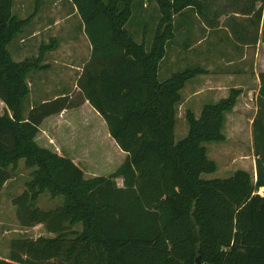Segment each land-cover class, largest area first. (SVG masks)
I'll return each mask as SVG.
<instances>
[{"label":"trees","instance_id":"trees-1","mask_svg":"<svg viewBox=\"0 0 264 264\" xmlns=\"http://www.w3.org/2000/svg\"><path fill=\"white\" fill-rule=\"evenodd\" d=\"M70 2L91 46L77 91L24 113L28 75L39 69L48 48L38 58L13 61L8 46L27 20L13 14V0H0V102L10 112L0 116V192L23 160L32 180L12 201L18 224L42 225L55 235L12 240L0 264H196L197 258L200 264H264V192L258 193L264 191V72L251 124L256 180L243 170L226 179L201 178L217 169L206 144L224 141L225 116L241 92L204 105L198 118L188 111L187 135L175 142L180 92L205 72L195 66L162 81L158 77L177 14L190 9L208 28L226 17L223 24L240 43L255 42L258 34L251 40L242 27L259 31L262 22L264 43V0H156L160 16L149 47L125 28L141 0ZM86 102L126 154L108 176L86 178L72 159L36 141L45 119ZM44 193L61 198V204L35 207Z\"/></svg>","mask_w":264,"mask_h":264},{"label":"rangeland","instance_id":"rangeland-1","mask_svg":"<svg viewBox=\"0 0 264 264\" xmlns=\"http://www.w3.org/2000/svg\"><path fill=\"white\" fill-rule=\"evenodd\" d=\"M138 1L140 0H133L134 3ZM141 1L142 8L137 9L132 7V16L125 28L137 43L144 42L146 46L149 47L155 34L156 21L160 14H158V11L155 9L156 0ZM27 2L30 5L28 11L32 13V11L36 10V7L40 5V2L42 4L45 2L51 4L53 0H28ZM29 13L25 16L26 18L29 16ZM70 16L61 25V28H64L69 35L70 48L66 44H62L67 42V34L64 31L60 32V46L58 51L52 56L54 60H50L51 64L54 61L60 62L59 65L52 64V66L55 67L52 78L60 81L63 80V78L67 79L58 87L46 83L50 86L48 90H46L44 82L40 81V88L37 90L36 95L31 93L25 99L23 104L24 113H26L31 106L40 104L43 98L52 99L55 97V95H52L53 91H61L62 89L64 90L72 86V78L74 77L76 81L79 75V71H76V69L82 68L89 59L91 48L84 32V25L79 18L80 16ZM198 36L199 35L193 33V43H195L196 37ZM18 38L19 36L8 46L11 58L15 62H19V51L16 47ZM36 49L37 48H34V54L36 53ZM69 50L72 52V56L68 57L67 52ZM30 59H33V56ZM67 59L71 63L72 69H66L67 65L64 63L68 64ZM193 67H195V64H188L182 68V70L192 69ZM182 70H177L175 72ZM170 76L171 74H164L163 70H161L159 80H165ZM253 86L254 85H250L249 87L254 90ZM195 89V87L188 86L186 90L180 92L183 98H181V101L176 106L175 142L182 140L187 135V112L192 111L198 118L204 104L214 103L208 100L209 96L205 97L204 95H198L193 97L191 92ZM44 91L48 93H42ZM73 94L74 93H72V95ZM243 97L244 102H241L237 109L230 111L225 116L223 128L224 141L206 144L207 156L216 163L217 169L213 173L203 174L201 178L204 180L226 179L231 177L238 170L248 172L255 180V156L252 144L251 124L256 112V95L251 92L250 95L246 94ZM6 110L10 115L9 110L0 102V116H2ZM96 116V113H94L90 107L86 109L82 106L80 109L66 115L67 122L63 128L58 129L56 132L51 131L49 133V135H52V140L54 142L51 141L50 143L47 140V142L44 143V140L40 137L38 139V144L43 147L46 145L53 151L70 157L82 167L86 178L93 176H108L124 162L126 154L120 151L115 143H112L110 138L108 139L105 137L103 125L96 120ZM31 172L32 170L25 166L23 160L19 161L17 166L11 170V178L6 182L0 192V257L6 258L8 256L12 240L19 238L35 240L39 237H55V235L47 233L42 225L22 228L18 224L16 207L13 205L12 201L13 198L20 195L25 190L26 184L32 180ZM116 182L119 187L122 186V181L120 179H117ZM263 192V190H259L258 193L262 195ZM61 202V198H53L48 193H44L38 197L34 206L43 210H49L57 207Z\"/></svg>","mask_w":264,"mask_h":264},{"label":"crops","instance_id":"crops-1","mask_svg":"<svg viewBox=\"0 0 264 264\" xmlns=\"http://www.w3.org/2000/svg\"><path fill=\"white\" fill-rule=\"evenodd\" d=\"M27 1L13 0V14L19 19L27 20L16 43L17 50L19 51L18 61L32 60L30 59L32 56L33 59L38 58L41 48H48L40 58L39 69L32 71L28 75L27 82L30 94L34 93L36 95L37 90L40 88V81L44 82L46 90L50 87L46 83L58 87L66 81L67 78H63L61 81L52 78L55 68L52 64L59 65L60 62L54 61L51 64L50 60H54L52 56L58 51L60 46V32L64 31L67 34L65 29L61 28V25L70 15H78V13L70 0H53L51 4L48 2L42 4L40 2L39 6H35L36 10L29 13L30 5ZM27 13H29V16L26 18ZM210 18L212 20L217 19L213 10L210 12ZM225 18H219L217 26L208 28L199 21L198 16L194 12H191L190 9L177 14L173 20L174 37L167 47L164 58L159 63L158 77L161 75V70H163L164 74L170 75L177 70H182L188 64H195V66L203 69L205 73L196 75L187 81L181 91L186 90L188 86L195 87L196 89L191 92L193 97L198 95L209 96V101L217 103L219 100L228 97L232 90H239L241 93L233 108L234 111L241 102H244V95H250L251 92L255 93V95L258 93L260 86L259 74L264 72V43L260 39L262 22L259 26V31L258 28L252 26L242 27L244 34L251 40L254 38L256 31L258 34L255 42L240 43L232 38L229 29L223 24ZM193 33L199 35L196 37L195 43H193L192 39ZM66 37L67 42L61 43L69 47V35L67 34ZM34 48H37L35 54ZM67 56H72L70 50L67 52ZM67 62L68 64L64 63L67 65L66 69H72V65H70L71 63L68 59ZM76 71H79L80 75L82 68H78ZM76 81L73 77L72 86L61 91H53L52 95H55V97L52 99L43 98L40 103L53 100L58 96H71L72 93L77 91ZM250 85H254V90L249 87ZM42 93L48 92L44 91ZM181 98H183L182 94ZM83 106L86 109L90 107L88 102ZM78 109L65 110L59 115L45 119L40 126L39 137H37L36 141L38 142V139L41 137L44 143L47 140L51 143L53 140L52 135H49V133L63 128L67 122L66 115ZM92 111L96 113L93 109ZM96 115V120L103 125L105 137L109 139L105 122L97 113ZM112 143H114L113 140ZM44 146L47 147L46 145ZM73 162L75 161L73 160ZM75 163L77 164V162Z\"/></svg>","mask_w":264,"mask_h":264},{"label":"water","instance_id":"water-1","mask_svg":"<svg viewBox=\"0 0 264 264\" xmlns=\"http://www.w3.org/2000/svg\"><path fill=\"white\" fill-rule=\"evenodd\" d=\"M255 180H256V176H255ZM196 264H200L198 258L196 259Z\"/></svg>","mask_w":264,"mask_h":264}]
</instances>
